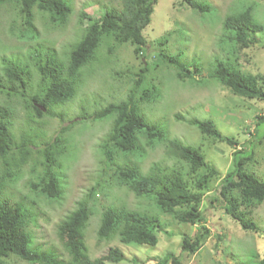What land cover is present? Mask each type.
Returning <instances> with one entry per match:
<instances>
[{
	"label": "trees",
	"instance_id": "16d2710c",
	"mask_svg": "<svg viewBox=\"0 0 264 264\" xmlns=\"http://www.w3.org/2000/svg\"><path fill=\"white\" fill-rule=\"evenodd\" d=\"M3 3L10 4L15 10L11 32L36 44L30 45L23 57L0 55V95L4 97V101L0 102V264H8L10 257L29 264H110L123 260V252L117 247H109L105 254L91 259L84 241V229L93 214L90 201L112 186L124 187L136 197L153 200L161 214L170 215L176 222L199 226L193 238L184 235L181 240L182 251L197 253L210 233L203 223L202 200L212 190L210 183L218 176V171L206 162L198 147L175 137L169 138L164 129L144 119L140 105L160 96V87L153 82V77L147 78V66L136 72L124 99L109 102L98 109L82 106L77 116L68 120L61 112H56V109L76 98L85 81V69L96 60L103 40L130 43L134 55L143 57L147 43L144 29L151 21L156 0H116L94 18L84 11L79 12L80 34L67 49L61 51L36 41L39 31L35 12L50 25L63 27L72 14L71 0H0V4ZM179 4L199 12L210 8L204 1L179 0ZM222 28L218 44L221 48L225 43L230 44L227 51L237 57L234 61L216 59L214 67L204 76L215 79L241 99L264 103V73L242 72L237 62L240 55L250 61L243 50L256 45V33L263 30L253 17L252 5L227 14L222 20ZM2 47L0 44L1 51H4ZM160 57L174 67L175 76L181 80L201 73L196 65L191 67L180 61L178 54L165 51L160 53ZM15 104H19L25 112L23 127L17 136L13 129L17 121ZM44 116L57 117L61 124L52 139L43 143L38 161L41 171L35 173V169L31 170L33 178L29 186L35 194L49 199H57L62 192L58 167L60 156L69 143L63 140L65 133L75 130L74 125L83 120H111L108 132L99 143L104 168L102 175L108 180L99 181L89 188L75 208L57 224L56 233L65 256L53 247L44 248L36 242L30 229L35 216L32 209L24 201H9L10 192L7 190V186L21 177L22 167L29 161L36 141L44 135L39 127H35L39 126ZM174 117L196 126L201 133L214 140L235 145L236 140L222 136L210 119H185L181 114ZM255 119L256 132L258 123L264 121V115L257 114ZM139 138L148 145L165 143L167 156L179 165H187L188 171L195 174L193 180H187L184 170L158 161H154L144 172L136 161L130 160L131 156L142 155ZM263 139L264 136L259 139V144ZM244 151L234 148L232 168L221 178L218 196L211 200H219L222 212L243 231L258 233L260 228L253 221L252 212L264 201V179L245 168L246 162L253 157V151L243 156L241 153ZM161 228L159 217L146 209L107 205L100 214L96 234L99 240L117 238L123 244L155 246ZM152 264L182 263L174 253L167 252ZM256 264H264V257L259 258Z\"/></svg>",
	"mask_w": 264,
	"mask_h": 264
},
{
	"label": "rangeland",
	"instance_id": "374dc122",
	"mask_svg": "<svg viewBox=\"0 0 264 264\" xmlns=\"http://www.w3.org/2000/svg\"><path fill=\"white\" fill-rule=\"evenodd\" d=\"M115 1L71 0L72 14L63 27L50 25L35 12V23L39 31L36 41L49 44L59 51L67 49L80 34L79 12L84 11L94 18ZM196 1L206 2L210 8L199 12L179 4V0H156L151 21L144 29L147 43L143 57L134 55L130 43L117 44L111 39L103 40L96 60L85 69V81L76 98L56 109V112H61L68 120L75 118L82 106L98 109L109 102L124 99L136 78V72L147 66V78L153 77V82L160 87V96L140 105L144 119L164 129L169 138L175 137L185 144L198 147L206 162L218 171V176L210 183L212 190L202 200L205 215L203 223L210 233L197 253L182 251V237L187 235L193 238L198 233L199 226L176 222L170 215L161 214L153 200L136 197L124 187L112 186L106 192H99L90 201L93 214L84 229V241L91 259L105 254L109 247L119 248L124 256L120 262L110 264H152L167 252L178 256L182 264H256L259 258L264 257V201L252 212V219L260 228V232L254 233L243 231L222 212L219 200H211L218 196L221 178L232 168L234 148L245 150L241 153L243 156L253 151V157L246 162L245 168L264 179V139L259 144V139L264 136V121L258 123L256 132L254 130L255 116L264 115V103L241 99L215 79L205 77L214 67L216 59L234 61L237 57L227 51L230 44H223V49L218 44V39L223 34L222 20L227 14L235 13L250 4L253 7V17L263 26V30L256 33V45L243 50L250 61L247 62L240 55L238 67L245 73H264V0ZM14 18L15 10L10 4H0V44L4 50L0 49V55L16 54L23 57L28 47L36 43L20 39L11 32ZM165 51L178 54L180 61L191 67L196 65L201 73L183 80L177 78L174 67L160 57V53ZM3 101L4 97L0 95V102ZM14 108L17 111V121L13 129L17 136L23 127L25 112L19 104H15ZM175 114H181L185 119L212 120L222 136L236 140L235 145L214 140L201 133L196 126L176 120ZM99 121L83 120L74 125L75 130L65 133L63 140L69 143L59 159L58 173L62 192L57 199L39 196L29 186L33 178L31 170L35 169V173L41 171L38 161L41 159L43 143L50 141L60 127L61 122L57 117L44 116L39 126H35L44 135L36 141L29 161L22 167L21 177L7 186L9 201H24L32 209L35 216L30 229L36 242L41 243L44 248H55L62 256L66 253L56 233L57 224L75 208L77 201L84 197L89 188L99 181L108 180L107 176L102 175L104 168L99 143L108 132L111 120ZM139 142L142 155L131 156L130 160L136 161L144 172L154 161H158L184 170L187 172V180H193L195 174L188 171L187 165H179L172 157L167 156L165 143L148 145L142 138H139ZM107 205H125L130 209L141 208L156 214L162 221V228L157 233V244H123L117 238L99 240L96 231L100 214ZM7 263L29 264L13 257Z\"/></svg>",
	"mask_w": 264,
	"mask_h": 264
}]
</instances>
